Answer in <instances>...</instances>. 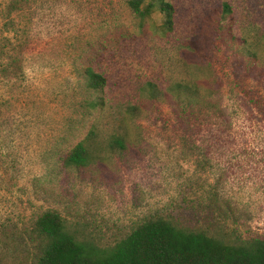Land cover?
Listing matches in <instances>:
<instances>
[{"label":"rangeland","instance_id":"obj_1","mask_svg":"<svg viewBox=\"0 0 264 264\" xmlns=\"http://www.w3.org/2000/svg\"><path fill=\"white\" fill-rule=\"evenodd\" d=\"M171 1L176 28L161 37L160 15L139 29L126 0H0V264H36L29 229L48 210L102 247L154 216L264 236V0ZM87 66L106 78L104 111L86 106ZM182 81L220 117L187 126L170 98L139 93ZM126 102L142 108L119 125L126 147L97 139L96 163L67 167L92 125L116 130Z\"/></svg>","mask_w":264,"mask_h":264},{"label":"trees","instance_id":"obj_2","mask_svg":"<svg viewBox=\"0 0 264 264\" xmlns=\"http://www.w3.org/2000/svg\"><path fill=\"white\" fill-rule=\"evenodd\" d=\"M126 6L138 19L139 29L151 21L154 13L160 15L157 31L161 37L173 33L176 28V10L171 0H126ZM231 13L229 4L222 2L221 17L225 19ZM261 38H264V32ZM244 44L242 39L237 46L244 49ZM245 52L254 57L247 49ZM83 75L87 90L93 94L86 102L87 108L104 111L107 109L106 78L89 66L84 68ZM198 89L192 82H171L165 88L145 82L139 93L152 103L170 98L178 118H184L189 126L193 119H199L208 110L211 118L220 117L221 113L218 104L211 107L213 99H203ZM257 108L264 119V103H257ZM141 110L137 103L119 105L112 114L118 123L116 130L105 133L92 125L86 136L64 157V164L79 170L96 163L100 159L94 146L97 139L104 142L107 150H123L128 134L123 133L119 125L124 119H138ZM224 230L220 228L208 233L154 216L136 224L126 237L113 245L102 247L93 239L81 236L60 214L48 210L36 217L29 235L38 245L36 264H264V236L244 238L237 230Z\"/></svg>","mask_w":264,"mask_h":264}]
</instances>
